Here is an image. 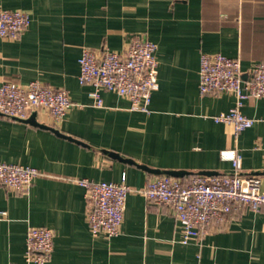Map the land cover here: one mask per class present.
<instances>
[{"label":"crops","instance_id":"obj_1","mask_svg":"<svg viewBox=\"0 0 264 264\" xmlns=\"http://www.w3.org/2000/svg\"><path fill=\"white\" fill-rule=\"evenodd\" d=\"M0 9L31 16L18 39L0 38V85L39 81L66 89L75 104L57 124L37 114L60 134L0 115V163L40 172L29 191L0 186V211L7 213L0 264H34L27 260L33 227L55 233L47 264H264V208L235 210L204 239L184 245L173 209L148 204L141 192L164 176L149 170L184 171L186 182L204 172L233 173L220 156L225 149L240 152L242 174L259 176L264 192V98L244 102L242 112L256 123L236 134L215 120L235 97L199 90L203 54L240 60L245 80L264 62V0H0ZM135 36L157 45L150 111L108 91L97 107L93 88L79 82L83 50L122 53ZM123 178L133 191L121 232L95 236L78 180Z\"/></svg>","mask_w":264,"mask_h":264},{"label":"built area","instance_id":"obj_2","mask_svg":"<svg viewBox=\"0 0 264 264\" xmlns=\"http://www.w3.org/2000/svg\"><path fill=\"white\" fill-rule=\"evenodd\" d=\"M31 23L29 13L0 9V38L16 40ZM157 45L135 36L122 53H102L85 48L79 60L81 85L93 89L90 97L97 107L104 105L102 93L115 92L131 102L134 110L150 111L152 96L158 90L159 62ZM199 90L202 94H231L235 106L215 117L216 122L232 124L235 133L252 127L256 120L242 112L248 99L264 98V62L255 63L247 80L243 79L241 62L221 53L201 57ZM75 106L64 88H53L39 81L27 85H0V115L27 120L34 113H45L57 124ZM223 160L232 162L234 172L214 176L194 175L189 181L161 176L142 190L148 204L169 206L181 225V243L200 241L213 224L225 223L239 209L259 211L264 208V192L259 176L242 174V156L236 149H225ZM40 176L38 169L17 164L0 163V186L29 191ZM86 191L89 204L88 223L95 236L116 237L121 232L128 195L133 189L122 183L78 180ZM7 213L0 211V220ZM55 233L46 227L30 228L27 234V260L47 264L54 251Z\"/></svg>","mask_w":264,"mask_h":264},{"label":"water","instance_id":"obj_3","mask_svg":"<svg viewBox=\"0 0 264 264\" xmlns=\"http://www.w3.org/2000/svg\"><path fill=\"white\" fill-rule=\"evenodd\" d=\"M23 122L28 123V124H32V125L37 126V127L51 129L54 132H56L57 134H60V132L58 130H55L51 127H48L44 124L39 123L37 120V113L32 114L30 116V118H28L27 120H23ZM70 139H72V138H70ZM112 155H114L113 157L119 158V156L117 154H112ZM120 159H122V158H120ZM124 161L132 162L131 160H128V159H124ZM146 169H148V168H146ZM149 171H151L157 175H167V176H171L174 178H182L185 175H188V173L184 172V171H161V170H149ZM202 175L214 176V175H218V174L216 172H204V173H202Z\"/></svg>","mask_w":264,"mask_h":264}]
</instances>
